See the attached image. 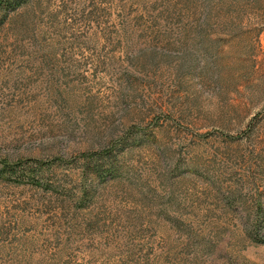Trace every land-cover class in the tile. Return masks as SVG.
<instances>
[{
  "label": "rangeland",
  "instance_id": "374dc122",
  "mask_svg": "<svg viewBox=\"0 0 264 264\" xmlns=\"http://www.w3.org/2000/svg\"><path fill=\"white\" fill-rule=\"evenodd\" d=\"M5 162L0 264H264V0H0Z\"/></svg>",
  "mask_w": 264,
  "mask_h": 264
},
{
  "label": "trees",
  "instance_id": "16d2710c",
  "mask_svg": "<svg viewBox=\"0 0 264 264\" xmlns=\"http://www.w3.org/2000/svg\"><path fill=\"white\" fill-rule=\"evenodd\" d=\"M18 1V0H15ZM10 3V2H9ZM42 166L35 167L29 162L22 163H8L5 162L4 167L0 169V177H12L16 176L18 180L22 179L23 182L33 183V184H41V170ZM97 172L101 175L106 173V175H114V169L108 168L105 170V172H100V170H97Z\"/></svg>",
  "mask_w": 264,
  "mask_h": 264
}]
</instances>
